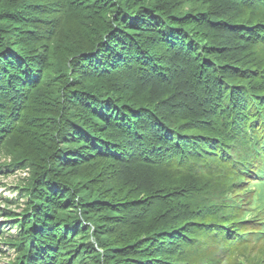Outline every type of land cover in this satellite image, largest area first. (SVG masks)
<instances>
[{
    "label": "trees",
    "instance_id": "obj_1",
    "mask_svg": "<svg viewBox=\"0 0 264 264\" xmlns=\"http://www.w3.org/2000/svg\"><path fill=\"white\" fill-rule=\"evenodd\" d=\"M4 154L30 170L23 213L0 210L10 264L246 258L264 247V0H0Z\"/></svg>",
    "mask_w": 264,
    "mask_h": 264
},
{
    "label": "rangeland",
    "instance_id": "obj_2",
    "mask_svg": "<svg viewBox=\"0 0 264 264\" xmlns=\"http://www.w3.org/2000/svg\"><path fill=\"white\" fill-rule=\"evenodd\" d=\"M12 161L11 157L7 154L0 156V166L10 165ZM9 170L3 169L0 171V210L14 212L17 214L23 213L25 209L24 205L26 196L23 189L30 178V170H19L16 168L14 171L8 173ZM27 180L26 183H24ZM6 221V219L0 218V223ZM18 228L16 225L6 223L3 228L0 227V244L10 237V235H16ZM8 243V242H7ZM254 250L247 254V257H240L234 264H240L241 262L254 263L260 262L262 256L261 250L264 249L263 242H254ZM0 264H10L15 261L17 252L15 249H11L8 245H0ZM240 260V261H239Z\"/></svg>",
    "mask_w": 264,
    "mask_h": 264
}]
</instances>
